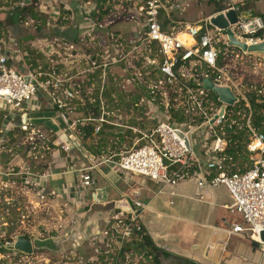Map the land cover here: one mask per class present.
<instances>
[{"label": "built area", "instance_id": "built-area-1", "mask_svg": "<svg viewBox=\"0 0 264 264\" xmlns=\"http://www.w3.org/2000/svg\"><path fill=\"white\" fill-rule=\"evenodd\" d=\"M125 2L132 7L129 10L130 20L136 23L133 37L126 38L121 33L110 31L106 34L108 39H102L99 42L101 47H95L92 53L80 55L74 44L68 49L72 51L68 55L78 58L79 62L84 60L86 66L78 73L92 75L100 72L98 93L85 91L88 85L83 86L75 80V75L62 77L57 66L43 70L39 65L37 69L21 73L9 65L7 56L0 54L1 106L9 110H24L42 90L63 112L62 116L70 128L76 129L79 125L93 122L94 133H99L104 125L124 126L135 134L132 146L118 153L116 159L106 157L98 160L96 156H90L89 167L77 169L79 188L94 186L95 179L90 169L104 162L114 164L123 173L138 174L170 185L192 178L197 187L205 191L225 186L232 197L228 208L240 213L243 218V223L235 225L232 232L250 230L254 242L264 251V120L256 126L253 104H264V83L244 85L235 77L224 56L228 51L233 54L230 48L236 47L229 45L226 29L214 26L210 20L164 28L160 20L162 10L177 11V4H169L165 0ZM23 4L18 5L22 7ZM235 4L222 11L233 9L237 12V22L230 24L234 35L248 44L262 41L264 19L260 15L253 18L241 16L240 7ZM94 11L99 12L98 8ZM93 18L88 17V21L93 23L91 32L99 27L105 28L102 22L92 21ZM34 21L38 22V19L28 18L26 24ZM47 25L51 26L50 20ZM183 33L191 37L190 44L185 43ZM111 68L123 72L125 76L133 72L139 81L138 86L144 88L134 106L144 115L139 116L137 122L150 123L149 128L120 122L123 119L120 106L109 110L112 100L117 103L113 92L111 100L106 94L110 84L107 72ZM206 80L215 86L229 88L235 97L233 103L221 100L216 92L206 87ZM96 104H99L98 115L89 112L74 120L66 117V111L90 110ZM134 106L130 108L131 113L135 112ZM261 113H264V108ZM28 125L27 121H22L23 129L28 130ZM30 132L28 146L36 151L44 135L38 129H31ZM69 139L74 144L76 139L73 135H69ZM70 142L61 137L58 139V144L66 151L71 149ZM239 144L243 145L248 160L236 165L242 153L237 151L233 154L229 150L238 149ZM199 150L206 158L203 166L197 156ZM23 173L26 183H29L28 168ZM145 209V204L137 198L130 204V210L119 207L111 212L102 241L95 248L97 258L93 262L173 264L161 259L160 255L168 253L155 244L159 254L157 260L147 250L144 242L150 235L141 222Z\"/></svg>", "mask_w": 264, "mask_h": 264}, {"label": "crops", "instance_id": "crops-1", "mask_svg": "<svg viewBox=\"0 0 264 264\" xmlns=\"http://www.w3.org/2000/svg\"><path fill=\"white\" fill-rule=\"evenodd\" d=\"M165 1L166 3L179 6V10H177L179 13L177 12L174 15L178 14L177 22L182 25L204 23L212 15H215L211 12L199 18L196 14L198 9H193V13H185L189 5L186 1ZM239 1L241 2V0H227L226 6L236 3L235 5L240 7L241 12L255 9L258 15L261 11H264V9L259 11V1L257 0H249V7L246 8H242L240 5L243 3L240 4ZM30 2V0H19L17 2L9 0L5 4H7V8H15L19 6V3L30 5ZM107 4H110V0H106L105 5ZM163 11L165 13L170 12L169 10ZM94 13L93 9L89 12L91 17H94ZM174 15L171 14L170 16ZM33 16L35 17V14ZM88 17H83V22L85 23L81 25V30L83 29V33L90 36L85 30L89 21H84ZM0 18L3 17L1 16ZM130 21L133 22L132 20ZM133 26L129 32L120 31V33L126 38L133 37L136 23ZM38 41H41V39ZM5 46V39L0 36V54L8 57L9 65L22 67L24 63L21 62V59H24V57H21L20 51L18 49L12 50V48ZM52 52L55 53V51ZM52 52L39 51V58L36 61L53 60L49 58L50 54H53ZM24 54L28 55V51H25ZM40 62L36 64L41 65ZM48 62H45V64H49ZM58 69L60 71V68ZM92 83L94 88L100 85V81L96 83L89 81L86 85ZM110 85H113V83ZM122 91L125 94H130L131 92ZM107 93H109V90L106 91ZM143 93L144 88L139 86L134 88L132 95L137 96L135 103ZM107 97L111 100L109 95ZM111 103H114V101L112 100ZM134 108L136 115L130 112L131 117L126 120L125 117L130 115L128 112L123 111L121 113L123 119L120 122H128L132 125L138 124L141 127L149 128L151 126L150 123L137 122L138 115L142 114V117L144 115L139 108L135 106ZM86 112L87 114L89 113V108L66 111L65 114L68 119L74 120V118ZM62 115L63 112L54 106L53 99L45 91L41 90L36 98L30 104H27L24 110H9L0 104V149L10 151L12 152L10 155H14L11 157L6 155L5 159L0 161V173L4 174L1 176L2 180L0 181L8 188L20 189L18 184L19 177L16 174L18 171H15L13 167L19 165L18 158L20 157L22 167L28 168L30 172V174H27L29 183H26L24 171H22L21 175L20 192L22 196H25L23 198L25 204L41 201L46 205L49 203L48 199H51L52 206L60 210L63 209L76 217V220L73 221L76 234L73 237L70 236V238L72 237L70 241L77 243L74 245L76 246L75 249L70 250V253L87 241L85 244L86 249L89 248L92 251L90 260H95L97 258L95 248L102 241L103 232L107 228L111 212L119 208L117 206L119 201H125L130 205L138 198L146 206L141 217L145 230L154 244L168 253L167 255H160L162 260H164V256H167L172 257L174 262L171 260L170 262L173 264H193V262L220 264L224 259L230 258L236 252L246 251L251 254L252 264H264V251L259 246L249 245L246 230L239 233L232 232L235 225L243 223V218L240 213L231 211L228 208L232 202V197L225 186L205 191L199 189L196 181L192 178L170 185L138 174L123 173L114 164L104 162L90 169V173L95 179L94 186L79 192L77 169L83 166L89 167L90 156H96L98 160L106 157L116 159L118 153L132 146L135 134L124 126L104 125L102 128L103 132H93L92 136L85 139L83 134L79 132V128H70ZM23 120L29 124L28 130H21V133L26 135L24 137L26 141L30 137L31 129H38L44 135V139L39 141V146L35 151L37 154L33 157L36 161L32 159L26 160L21 155L18 156L20 151H22V147H19L13 141V137L18 135L15 134L18 131L15 130L14 125L18 126L17 124H19L22 128ZM69 135H73V138L76 139L74 144L70 142ZM60 137L71 143L70 150L66 151L61 148L58 144ZM243 150L245 149H241V152ZM25 151L28 152L27 157H31L33 154L30 146L25 148L23 153ZM198 152L199 162L203 166L206 158L200 150ZM244 161L246 159L242 156L240 161L239 159L236 161V165H241ZM100 188L105 189V198L102 201H98L95 197L97 189ZM8 199L13 200L14 196ZM227 234H229L228 237H226ZM82 237L86 239L85 242H83L84 238L81 239ZM226 238L227 241L222 243V240ZM220 243L225 244L223 250L218 248Z\"/></svg>", "mask_w": 264, "mask_h": 264}, {"label": "rangeland", "instance_id": "rangeland-1", "mask_svg": "<svg viewBox=\"0 0 264 264\" xmlns=\"http://www.w3.org/2000/svg\"><path fill=\"white\" fill-rule=\"evenodd\" d=\"M10 1L17 2L19 0ZM30 1L31 4H27L28 6L24 5L15 8H7V4L0 1V6L5 7L0 9V15L3 17L0 18V36L6 41L5 47L12 48V50L18 49L21 57H24V59H21V62L24 63L25 66L14 67L21 73H27L28 71L38 68L39 65L37 64L40 61L37 62L36 59L39 58V51L45 50L48 53L55 51V53L52 52L53 54H50L49 56V58L53 60H48L49 62L45 61L49 64H45V62L42 61L40 62L43 70L57 66L60 68L62 77L75 75L77 78L74 79L83 83V86L88 83L89 79L95 83L99 82L100 72L92 74L94 75V79L92 78V75L87 72L78 73V71H83L86 65L84 60L79 62L78 58H73L72 55H68L72 52L71 50H68L70 45L74 44L77 48L78 54L85 55L90 51H93L95 47H101L99 42H101L102 39H108L106 37L107 32L118 31V33H120L121 31L127 33L134 27V23L129 20V10L132 9V7L131 5L129 6L125 0H110V4L107 5H105L106 1L104 2L103 9H105L106 6L109 7V12L103 16L102 20H100L105 28L102 29L99 27L95 32H91V25H93V23L89 22L87 29L90 36L85 35L83 29L81 30V25L85 23L83 22V17L89 16V12L92 9H97L98 4L103 3L101 0ZM184 1L189 4L188 10L185 13H193V9H198V13L196 14L199 18L213 12L217 7H222L224 9L228 7L226 6L227 0ZM257 1H259V11H261V9L263 10L264 0ZM239 3H243L240 5L242 8L249 7V0H241ZM177 12L178 11L172 13V15ZM33 14L36 16L34 17ZM177 15L172 16L176 21H178ZM259 15L264 19V11H261ZM31 17L37 18L38 22L34 21L26 24L28 18ZM48 20L51 21V26L47 25ZM88 20L89 19H86L84 21ZM177 23L178 22H176V26L180 24ZM173 24L174 23L170 21L169 25L172 26ZM211 28L215 29V27ZM39 39H41V41H38ZM92 45H95L94 48H92ZM230 50H233V54L228 51V53H226L228 55L225 54L224 56L227 64L233 68V73L239 82L244 85L250 82L264 83L263 55L249 56L242 53L241 49L238 47H232ZM25 51H28V55L24 54ZM237 54L238 57L236 56ZM112 68L110 70L111 73L107 72L109 83H113V85L109 84V88L111 89L108 90L115 95H117L115 92L121 89L127 90V92L131 91L130 95L133 94L134 88L137 87V83H139L133 72L126 73L125 76L123 72L120 73L118 70H114L117 69L116 67L114 69ZM128 77H130L129 81L127 80ZM88 87L85 88V91L93 90L95 93L100 91L98 87L92 88V84H89ZM117 104L118 103H110L109 110L111 111L113 106L117 107ZM94 111L95 109L91 106L89 112L94 113ZM123 111L128 112L130 115L129 117H125L126 120L130 119V112L132 111L130 109L123 110L122 107V112ZM96 112L97 109L95 113ZM138 116L142 117V114ZM17 125L18 126L14 125V128L18 131V133L15 132V134L18 135L13 137V141H15L19 147H22V151H20L18 156L21 155L25 157L26 160L32 159L33 161H36L33 158L35 154H37L35 151L31 152L33 153L31 157H27V151L23 153L25 148H29L28 141L24 138L26 135L21 133V130L25 129L21 128L19 124ZM1 149L0 161L4 160L6 155L10 157L14 156L10 155L12 152ZM241 153L244 159L248 160L246 151L243 150ZM18 159L19 165L13 167L15 171L20 172V174H18V184L20 189L8 188L0 181V248L6 249L4 252H0V264H104V261L97 263L93 262L94 260H90L92 251L89 250V248L86 249V236L85 238H81H84V245H80L78 249L73 250V252L70 253V250L75 249L76 246L74 245L77 243L75 241H70L73 235L76 234L73 223V221L76 220L74 215H71V213L66 212L63 209L60 210L52 206L51 199H48L49 203L46 205L41 201L38 203L37 201L34 203L28 202V205L25 204V201H23L25 196H22L20 192V182L22 171H25L26 167H22L21 158L19 157ZM2 175L4 174L0 173V180H2ZM78 190L81 192L83 189L79 188ZM11 196H14L13 200L8 199ZM246 233L249 245H253L254 238L251 231L246 230ZM19 235H25L33 241L34 251L32 254L28 255L23 252H18L9 247ZM70 236L72 237L70 238ZM164 257L163 259L167 262H170V260L173 261L172 257ZM87 259L92 262L87 263ZM220 264H252L251 254L246 251H238L230 258L224 259Z\"/></svg>", "mask_w": 264, "mask_h": 264}, {"label": "water", "instance_id": "water-1", "mask_svg": "<svg viewBox=\"0 0 264 264\" xmlns=\"http://www.w3.org/2000/svg\"><path fill=\"white\" fill-rule=\"evenodd\" d=\"M241 16L243 17H248V18H253L258 16V13L255 9H248L244 10L241 12ZM238 20V15L237 12L233 9L225 11V12H220L217 13L213 16L210 17V22L214 26H217L222 29H226L228 38H229V45L231 46H236L245 52L249 54H254V55H263L264 56V39L260 42L253 43V44H248L242 40H239L233 33V31L230 28V24L236 23ZM205 85L208 88H211L214 92H216L220 99L232 104L235 97L232 94L231 90L227 87H218L215 86L211 81L206 80ZM96 199L98 201H102L105 198V189L100 188L97 189L96 191ZM117 206H119L122 209L125 210H130V205L129 203L125 201H119ZM229 234H227L226 237H228ZM227 238L222 240L223 242H226ZM220 243L218 245V248L222 250L225 247V244ZM254 246H258L256 242L253 243ZM9 247L15 251L18 252H23L28 255L32 254L34 251V244L33 241L30 238H27L25 235H19L17 236L16 240L14 241L13 244L9 245ZM218 249V251H219ZM219 253V252H218Z\"/></svg>", "mask_w": 264, "mask_h": 264}, {"label": "trees", "instance_id": "trees-1", "mask_svg": "<svg viewBox=\"0 0 264 264\" xmlns=\"http://www.w3.org/2000/svg\"><path fill=\"white\" fill-rule=\"evenodd\" d=\"M102 2H105L106 0H101ZM240 2V1H239ZM103 5L104 3L102 4H98V10H99V13L98 12H95L94 13V21L95 22H100V20H102L103 16L105 14H107L109 12V7L103 9ZM28 8V7H27ZM224 10V8L222 7H217L214 11H213V14H217V13H220ZM174 11H170L169 13H165L164 11L161 12L160 14V20L161 22L163 23V27L164 28H167L171 22H173L174 26H176V20H174L170 15L173 13ZM99 14V15H98ZM36 16V15H35ZM178 24V23H177ZM172 25V26H173ZM181 25V24H178V26ZM177 26V27H178ZM111 89V88H109ZM114 89V88H113ZM108 91V90H107ZM111 91H109V93H107V95H111ZM117 94V98H118V106L120 107H123L124 109H130L134 104H135V100L137 99V96L136 95H130V94H125L124 91L122 90H119L117 92H115ZM120 104V105H119ZM254 104V108H255V112H256V116H255V123H256V126H258L259 122L264 120V113H261V110L262 108H264V104ZM96 111L97 109V112L95 113L94 111V115H98L99 113V104H96V107H93ZM85 115H87V112L85 113ZM94 127H95V124L93 122H89V123H86V124H83V125H79L78 128H79V132L81 134H83V138H88L89 136H92L93 132H94ZM100 132H103L102 129ZM241 138V137H239ZM243 148V145L239 144L238 146V149H230L229 152L230 153H233L235 154V152L239 151L241 152V149ZM96 153V152H94ZM146 245H147V250L149 251V253L152 255L153 259L154 260H157L158 257H159V254L158 252L156 251L155 249V245L152 241V239L150 237H148V235L146 236V239H145V242H144ZM6 249L5 248H0V252H4ZM193 264H200V263H197V262H193Z\"/></svg>", "mask_w": 264, "mask_h": 264}, {"label": "bare ground", "instance_id": "bare-ground-1", "mask_svg": "<svg viewBox=\"0 0 264 264\" xmlns=\"http://www.w3.org/2000/svg\"><path fill=\"white\" fill-rule=\"evenodd\" d=\"M183 36H184V38H185V43L186 44H190L191 42H192V39H191V37L188 35V34H182Z\"/></svg>", "mask_w": 264, "mask_h": 264}]
</instances>
